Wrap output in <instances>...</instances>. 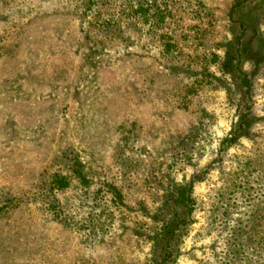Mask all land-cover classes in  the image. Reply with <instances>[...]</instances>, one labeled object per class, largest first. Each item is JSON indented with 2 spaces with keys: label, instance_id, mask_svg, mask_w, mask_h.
I'll return each mask as SVG.
<instances>
[{
  "label": "rangeland",
  "instance_id": "1",
  "mask_svg": "<svg viewBox=\"0 0 264 264\" xmlns=\"http://www.w3.org/2000/svg\"><path fill=\"white\" fill-rule=\"evenodd\" d=\"M183 184L166 264H264V0H0V264H160Z\"/></svg>",
  "mask_w": 264,
  "mask_h": 264
},
{
  "label": "trees",
  "instance_id": "2",
  "mask_svg": "<svg viewBox=\"0 0 264 264\" xmlns=\"http://www.w3.org/2000/svg\"><path fill=\"white\" fill-rule=\"evenodd\" d=\"M174 190L167 208L170 216L163 220L162 229L154 238V250L157 256L155 262L160 264L176 261L178 247L187 232L193 210L192 187L183 184L175 187Z\"/></svg>",
  "mask_w": 264,
  "mask_h": 264
}]
</instances>
